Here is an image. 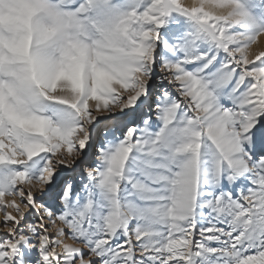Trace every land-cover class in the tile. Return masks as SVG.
I'll list each match as a JSON object with an SVG mask.
<instances>
[{
	"label": "snow or ice",
	"instance_id": "6c2138e0",
	"mask_svg": "<svg viewBox=\"0 0 264 264\" xmlns=\"http://www.w3.org/2000/svg\"><path fill=\"white\" fill-rule=\"evenodd\" d=\"M264 0H0V264H264Z\"/></svg>",
	"mask_w": 264,
	"mask_h": 264
},
{
	"label": "bare ground",
	"instance_id": "6f19581e",
	"mask_svg": "<svg viewBox=\"0 0 264 264\" xmlns=\"http://www.w3.org/2000/svg\"><path fill=\"white\" fill-rule=\"evenodd\" d=\"M186 3H191V0H185ZM260 47H264V37L261 38V45Z\"/></svg>",
	"mask_w": 264,
	"mask_h": 264
}]
</instances>
